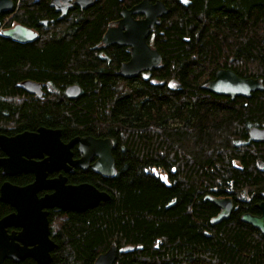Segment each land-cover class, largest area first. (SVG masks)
<instances>
[{
	"label": "trees",
	"instance_id": "trees-1",
	"mask_svg": "<svg viewBox=\"0 0 264 264\" xmlns=\"http://www.w3.org/2000/svg\"><path fill=\"white\" fill-rule=\"evenodd\" d=\"M47 1L20 0L16 23L33 27L49 18ZM123 1L132 6L143 0ZM150 1L163 2L169 13L151 35L162 63L149 78L119 75L131 60L122 47L111 48L110 62L93 50L119 0H98L74 10L75 17L54 19L49 34L44 38V30L34 43L0 36V132L15 120L20 130L45 125L62 128L67 138L89 134L115 141L114 177L77 171L68 180L98 181L110 200L85 212L50 211L57 244L50 264H94L112 246L118 248L115 264H264V237L237 213L211 226L217 210L204 200L216 179L243 186L264 178L258 166L264 165V146L237 154L232 144L236 136L245 138L252 122L264 123V91L231 101L206 88L221 69L264 84V0ZM7 16L1 14L0 22ZM26 80L50 95L49 88L60 92L45 102L29 99ZM74 85L81 93L70 99L64 90ZM174 117L180 121L171 124ZM232 158L243 170L232 167ZM172 168L169 185L153 173ZM8 180L26 186L32 177ZM5 181L0 169V188ZM12 211L0 200V220Z\"/></svg>",
	"mask_w": 264,
	"mask_h": 264
},
{
	"label": "water",
	"instance_id": "water-1",
	"mask_svg": "<svg viewBox=\"0 0 264 264\" xmlns=\"http://www.w3.org/2000/svg\"><path fill=\"white\" fill-rule=\"evenodd\" d=\"M54 2L59 3L60 0H54L52 6ZM73 3L86 9L94 4V0H74ZM13 6V0H0V15L11 11ZM168 13L169 10L163 2L143 0L131 9L123 8L122 19L117 22V26L109 27L102 40L105 46L118 44L131 47V60L123 63L119 70L122 77L136 78L140 73L151 71L161 65L162 56L150 47L148 39L152 30L160 24L162 17ZM64 14L63 11L62 17ZM135 15H144L145 18L137 20L134 18ZM2 34L20 43H27L37 38V34L19 24L4 30ZM22 87L29 93L39 96L42 94L40 83L26 80L22 83ZM208 89L215 94L231 96L234 99L236 96L250 97L253 92L264 91V84L262 79H243L232 70L221 69L217 71L215 80L209 82ZM80 93L81 88L78 85L67 89V95L72 98ZM59 134L60 131L57 130L40 128L37 134L27 132L12 138L0 135V149L8 153L5 154L6 157L0 158L2 174L7 177L22 173L35 176L34 182L29 185L19 186L5 181L0 188V200L15 209L0 220V264H4L7 260L19 263L28 258L34 259L39 264H50L52 252L57 248L56 242L51 238L50 211L59 209L64 212H85L98 206L102 201L110 200L107 192L86 183L70 184L63 174L56 178H48V174L55 171L73 172V167L85 169L84 162L91 161L93 155L99 157L91 165L96 173L106 176L116 173L111 149L104 154L96 152L88 155L87 149L83 148L84 138H76L69 144H64L59 140ZM251 136L258 141L263 140L264 129L253 128ZM29 138L40 140L42 149H50V154H26L27 148L16 147V143L20 141L32 143ZM58 140L66 154L51 153ZM77 142L80 143L84 154L80 160H73L70 149ZM110 147H112L111 143ZM19 150L25 154H14ZM153 173L161 176L167 185L170 184L165 172L155 169ZM44 191L48 193L40 197V192ZM221 201L214 200L218 205H222ZM172 204L174 203L168 206ZM261 208L264 211V204ZM230 211L231 207H225L213 223L226 219ZM243 221L264 234V215L262 217L246 215ZM11 228L14 230L9 231ZM117 256L118 248L112 246L106 253L101 254L94 264H115Z\"/></svg>",
	"mask_w": 264,
	"mask_h": 264
},
{
	"label": "flooded vegetation",
	"instance_id": "flooded-vegetation-1",
	"mask_svg": "<svg viewBox=\"0 0 264 264\" xmlns=\"http://www.w3.org/2000/svg\"><path fill=\"white\" fill-rule=\"evenodd\" d=\"M34 1H40V0H34ZM53 1L54 0H48L47 1L49 8L52 10L51 14L48 15L49 18L47 17L44 20H40L39 23L37 24V26L36 25H34L33 27H26L25 26L26 28H28L29 30H31L32 32L37 34V38L35 40L27 42V43H34L36 41H39L41 37L43 38L44 30H45V34H46V32L51 29V27L49 26V23L54 24V19L57 21H60V20L66 18L68 16L69 17H75L74 10L78 9L79 12H83L85 10L82 7H80L79 5L74 4L73 3L74 0H60L59 3L54 2V5L52 6L51 4ZM119 1L121 2V4H120L119 8L117 9L115 16L106 21L109 23H108V25L105 28V31L103 33H102V31H103V29H102L101 34H100V36L102 35L101 39L99 41L95 42L94 46H93V50L96 52L97 56L100 59L106 60L108 62L111 61V56H110L109 51L114 46L122 47L124 52L126 54L130 55V59L132 57L131 47H129V46H122V45H118V44L105 46L102 43L103 37H104L105 33L107 32V30L109 29V27H116L117 22L122 18L121 13L123 11V8L131 9L134 5H136V4H134L132 6H127L124 3H122V2H124L123 0H119ZM97 2H98V0H94V4H96ZM19 4H20V0H18L17 3H15V1H14L13 11L11 13L3 14L4 16H7V15L8 16L6 18H4V20L2 22H0V36L1 37L8 38V37H4L2 32L4 30L8 29V26L11 23H13L14 25L18 24V23H16L15 18L17 17V13L19 11ZM63 11L65 12V14L62 17ZM134 18L138 19V20H142V19H144V16L138 15V16H134ZM154 31L155 30H153L152 33ZM47 34H49V33H47ZM47 34L44 36V38L47 36ZM12 41L17 42L15 40H12ZM148 42H149L150 47L153 50H157L154 47V41L151 39V36L149 37ZM18 43H20V42H18ZM27 43H21V44H27ZM225 70H232V69H225ZM149 72L150 71L143 72L138 77L149 78L150 77ZM118 73H119V71H118ZM138 77H136V78H138ZM136 78H134V79H136ZM206 88L208 89V86ZM44 89L45 88L42 86V94L40 96L38 94H34V93L33 94L27 93L28 96H26V97L29 99H33V100H39L40 102H45L48 98H54L55 96H57V95H55L56 92H60L59 91L60 89H58V88H49V89H54V94L49 96L50 90L44 92L43 91ZM65 91H66V89L64 90V94L67 95V91L66 92ZM256 92H253L250 97H246V98H251L253 96V94H255ZM219 96L229 97L231 101H234L236 98L244 97V96H236L233 99L231 96H225V95H219ZM22 97H25V95H22ZM77 97H73V98H77ZM68 98L72 99V97H69V96H68ZM179 121H180V119H178L177 117L170 118V120H169V122L171 124H176V122H179ZM7 125L10 126V128H5V129H7V132H0V135L6 136L8 138L16 137L18 135H21V134H24L27 132L37 134L39 132L40 128H46V129H52V130L60 131L59 140L64 144H69L73 139H76V138H84L85 140L82 141L83 148L87 149L88 155L96 154V152H100L101 154H104L108 149H111V152L113 155V151H114V147H115L114 139L109 137V136L104 137V136H100V135L99 136H95V135L93 136V135H89V134H81V135H75V136L67 138L63 135V129L58 128V127H49V126H45V125H37V127L33 130H31V129H21L20 130V129H18V127H16L17 121H15V120L10 121ZM175 127L177 128V127H179V125H176ZM253 128L264 129V123H253L252 122V124L247 127V133H246L245 138L241 139L240 137L236 136L235 139L232 140V144L236 147L235 153H237V154L257 153L258 150L256 149V145L261 144L264 146V139L261 141H258L256 139L252 138L251 130ZM29 139L32 140V143L20 141V142L16 143V147L19 149L27 148L26 154H50V149H45V150L42 149L41 145L39 144L40 140H38L37 138H29ZM59 140L56 142L55 146L52 148V151H51L52 154H66L65 149L59 145ZM110 143L112 144V147H110ZM70 150L73 154V160H80L83 157L84 153L81 150L80 143H78V142L74 143ZM235 153H233V154H235ZM5 154H8V153L6 151L0 149V158L6 157ZM14 154H25V153H22V151L19 150L17 152H14ZM113 157H114V155H113ZM98 159H99L98 156L93 155L91 161H89V162L85 161L84 162V165H86L85 169L73 167V172H65V171L57 172V171H55L53 173L48 174V178H56L60 174H63V176H65L67 178V181H68L69 176L75 174L77 171H81V172L90 171L91 173H93L99 177H103V178L114 177L116 173L112 176H106L103 174L96 173L93 170L91 165H93ZM36 161H40V160H36ZM258 166H259V171L264 173V165L258 164ZM115 167H116V160H115ZM232 167L235 169L243 170L244 166L242 165L240 160H238L236 158H232ZM166 171L165 172H166V175H167V178L169 181L170 180L169 174L175 173L176 168H172L171 170H166ZM1 172H2V170H1ZM116 172H117V167H116ZM23 174H25V173L18 174V175L13 176V177H7V176H5V177L7 178L8 182H11L8 180L9 178H15V177L23 175ZM26 175H31V177H32L31 183H33L35 180V176L33 174H26ZM236 182L237 181H235V180H229V179H226L225 181H223L222 179H216L215 184H212L210 186V188L208 190L209 192L205 195L204 200L213 204L217 210L215 215H213L211 217V224H212L211 226H215L216 224H220L222 221L219 223H213V220L215 218H217L223 212V210H225V207H231V211H230L229 216L226 219H224L223 221L230 219L233 213H237L239 219L242 222L246 223L247 225H250L255 230V234L257 236L260 235V236L264 237V234L260 230L256 229L251 224L243 221V217L246 215L251 216V217L252 216L262 217L264 215V211L261 208V206L264 204V178H261V181H253L252 183L245 184L243 186L235 185ZM68 183H69V181H68ZM82 183L90 184L93 186L100 185V183L98 181H95V183L91 182V181H80L76 184H82ZM46 193H48V192H46V191L40 192L39 196L41 197V196L45 195ZM207 197H209V199H207ZM214 200H222L221 201L222 205H218L216 202H214ZM13 211H15V209H13ZM211 228L213 229V227H211ZM13 230H14L13 228L9 229V231H13ZM213 231H214V229H213ZM204 234L206 236H211V233H209L207 231H205Z\"/></svg>",
	"mask_w": 264,
	"mask_h": 264
},
{
	"label": "bare ground",
	"instance_id": "bare-ground-1",
	"mask_svg": "<svg viewBox=\"0 0 264 264\" xmlns=\"http://www.w3.org/2000/svg\"><path fill=\"white\" fill-rule=\"evenodd\" d=\"M13 9H14V6H13ZM13 9L11 10V11H9V12H6V13H11L12 11H13ZM19 12V11H18ZM5 14V13H4ZM44 24V23H43ZM44 26V25H43ZM60 91V90H59ZM49 96H50V94H49Z\"/></svg>",
	"mask_w": 264,
	"mask_h": 264
},
{
	"label": "rangeland",
	"instance_id": "rangeland-1",
	"mask_svg": "<svg viewBox=\"0 0 264 264\" xmlns=\"http://www.w3.org/2000/svg\"><path fill=\"white\" fill-rule=\"evenodd\" d=\"M57 210H59V209H57ZM60 211H62V210H60ZM64 212V211H63Z\"/></svg>",
	"mask_w": 264,
	"mask_h": 264
}]
</instances>
